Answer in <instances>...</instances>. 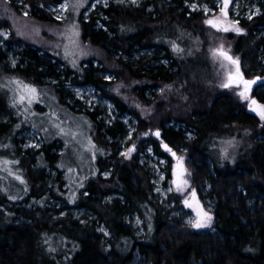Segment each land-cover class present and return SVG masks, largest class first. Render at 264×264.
<instances>
[{
  "label": "trees",
  "instance_id": "16d2710c",
  "mask_svg": "<svg viewBox=\"0 0 264 264\" xmlns=\"http://www.w3.org/2000/svg\"><path fill=\"white\" fill-rule=\"evenodd\" d=\"M28 1L32 5L35 0ZM182 1L154 0L150 2L153 9L148 12L144 6L110 4L103 9L106 31H96L91 23L79 19L78 23L82 38L105 50L106 62L120 66L114 77L133 85L135 95L145 99L146 84L170 88L169 95L165 93L167 100L158 104L157 127H163L162 121L169 119L183 122L193 130V135L185 137L176 132L169 136L168 130L163 129L165 141L170 138L174 143H183L190 157H208L212 162L209 196L215 204L214 226L220 237L207 231L190 232L177 223L169 215V208L165 209L152 195L147 174L136 160L117 155L115 142L106 137L107 133L114 135L113 126H106V132H102L92 116L96 143L111 150L108 163L99 159V169L110 164L112 171L108 178L90 180L87 189L99 194L117 193L123 203L118 199L114 203H94L85 195L76 206L93 209L110 236L93 225L61 215L60 207L12 204L3 209L2 204L11 198L0 194V264H128L136 252L153 264H264V208L253 217L245 205L247 197L255 193L264 198V119L249 111L230 90L219 86V75L214 73L210 55V36L212 31L217 35L218 30L202 23L200 13L187 12ZM239 24L243 31L227 36L233 41V53L240 57L241 72L245 79L264 78V66L258 58L264 49V36L256 32L258 26L264 25V10L250 19L242 18ZM138 47L163 50L164 56L171 59V66H147L143 57H132ZM116 50L127 57L114 58ZM78 68H69L74 83L93 84L119 109L137 117V111L116 91L112 79L93 75L91 67L79 64ZM101 69L110 70L107 66ZM256 94L264 106V93ZM4 106L0 101V109ZM138 124L139 129H145L142 120ZM12 125L0 123V131L6 130L4 136L12 133ZM220 139L233 141L225 157L214 144ZM153 143L157 152L167 155L154 140ZM49 148L45 147L40 162L53 163L54 154ZM19 158L30 183L25 200L31 195L40 196L46 189L53 190L46 185L49 179L41 167L35 170L29 166L38 157L32 154ZM191 167L195 175L199 174L197 165L192 163ZM128 212H136L142 218V239L137 237L135 227L125 221Z\"/></svg>",
  "mask_w": 264,
  "mask_h": 264
},
{
  "label": "rangeland",
  "instance_id": "374dc122",
  "mask_svg": "<svg viewBox=\"0 0 264 264\" xmlns=\"http://www.w3.org/2000/svg\"><path fill=\"white\" fill-rule=\"evenodd\" d=\"M152 1L50 0L44 3L35 0L31 5L28 0H0V101L5 104L0 109V123L13 124L10 135L4 136L6 130L0 131V194L11 198L1 208L12 204L60 207L61 215H68L80 224L93 225L97 231L110 236L107 226L93 209L86 205L76 206L85 195H89L94 203L98 200L101 203H114L116 199L120 204L123 203V198L117 193L99 194L87 189L90 180L96 182L98 178H108L112 171L110 164L99 169V159L103 158V163H108L111 150L96 143V120L102 132H106V126H113L114 135L107 133L106 137L115 142L117 155L136 160L138 167L147 174L152 195L165 209L169 208V215L177 223L190 232L207 231L220 237L214 226L215 204L209 196L212 162L208 157H190L183 143H174L170 138L165 141L163 129H167L168 135L172 136L176 132H181L185 137L193 135V130L183 122L169 119L162 121L163 127H157L158 104L167 100L166 95L170 93L167 89L170 88L146 84L143 88L145 99L140 98L132 92L133 85H126L114 77V72L120 66L113 61H105L106 51L81 36L78 19L91 23L96 31H106L102 22L105 18L103 9L110 4L128 8L144 6L148 12L153 9V4H150ZM62 5L65 7L62 8ZM182 6L189 13H200L202 23L212 20L216 25L207 24L218 30L217 35L212 31L210 36L213 37L210 55L215 66L214 73L219 75V86L224 87L228 83L229 72L236 77L237 67L239 75L245 79L240 69V57L233 53V41L227 34L238 32L233 25L243 31L240 20L250 19L262 12L264 0H229L226 16L221 12L224 0H183ZM225 27L229 30L224 31ZM256 32L264 36V25L258 26ZM217 49H222L237 64H232L223 56H214L213 50ZM112 56L127 57L119 50L114 51ZM132 57H143L147 66L160 63L171 66V59L164 56L163 50L155 47L135 48ZM258 58L264 66V49L260 50ZM79 64L91 67L93 75L112 79L116 83V91L137 111V117L128 110L119 109L113 101L102 96L93 84L74 83L69 68L78 70ZM102 66L110 70H102ZM25 84L35 88L36 92H27L23 88ZM225 88L246 107L251 105L249 101L252 97L259 101L256 92L264 93V83L261 82L247 88V99L239 95L245 89L242 82L237 83L234 79L231 86ZM21 95L25 96L23 101H20ZM259 106H262L260 101ZM92 116L95 117L94 121ZM139 120L145 123V129H139ZM153 140L167 155L155 150ZM163 143H169V149L163 148ZM232 143V140L220 139L214 144L221 156L225 157ZM47 145L50 146L49 152L54 154L52 164L39 160L40 156H44ZM171 149L175 151V157L168 154ZM32 154L38 158L29 166L32 169L40 166L43 175L49 179L46 185L53 190L46 189L40 196L31 195L25 200L30 183L19 156ZM177 158H182L183 179L187 181L186 186L182 185V190H177L174 183ZM192 163L199 167V174L195 175ZM238 189L245 193L240 186ZM245 205L249 215L254 217L264 208V198L255 193L247 197ZM124 219L135 227L137 237L142 239V218L136 212H128ZM196 219H200L204 226L193 227L192 222ZM128 264L153 263L136 252Z\"/></svg>",
  "mask_w": 264,
  "mask_h": 264
},
{
  "label": "snow or ice",
  "instance_id": "6c2138e0",
  "mask_svg": "<svg viewBox=\"0 0 264 264\" xmlns=\"http://www.w3.org/2000/svg\"><path fill=\"white\" fill-rule=\"evenodd\" d=\"M228 2H229V0H224V7L221 9V12H222L225 16H226V11H225V9H227V7H228ZM63 7H65V6L62 5V8H63ZM206 11H207V10H206ZM206 23H209V24H212L213 26H216L215 23H214L212 20L206 21ZM73 27H75V26H73ZM232 27L234 28V30H236V31H238V32L240 31V29L235 28L234 25H233ZM223 30H224V31H228L229 28L225 27ZM174 50H176V49H175V46H174ZM213 55H214V56H216V55L223 56L225 59H227L228 61H230L232 64H237V61H236V60H233V59H232L230 56H228L227 53L224 52L222 49L213 50ZM234 79H235V81H236L237 83L242 82V83L245 85V89H244L243 91H241V92L239 93V95H240L242 98L247 99V98H248L247 95H246V92H247V86L250 85V84H252L253 81H244L243 78L239 75V69H238V67H237V69H236V77L234 78L233 75H232V73L229 72L228 83H225L223 86H224V87H230ZM14 83H17V82L14 81ZM18 83H21V84H22V82H18ZM23 88H24L25 90H27V92L32 93V94H34V93L36 92V89H35V88H30V87H29L28 85H26V84L23 85ZM24 99H25V96H24V95H21V96H20V101H23ZM29 103H31V100H30V99H29ZM255 104H256V101H255V100H252V101H251V105H255ZM251 105H250V106H251ZM257 107L260 109L258 114L261 116V119H264V106H259V105H257ZM253 110H256V109H253ZM157 135H159V134L157 133ZM130 151H131V150H130ZM169 151H170V150H169ZM173 155H175V154L173 153ZM174 175L176 176V180L174 181V183H176L177 190H182V185H183V186H186V184H187V181L183 179L182 158H177V165H176V169H174ZM194 195H195V194L193 193V197H194ZM186 203H187V201H186ZM204 215L206 216V214H204ZM207 219L210 220L211 217H207ZM192 226L195 227V228H200V227H203L204 224L201 222L200 219H196L195 221L192 222Z\"/></svg>",
  "mask_w": 264,
  "mask_h": 264
},
{
  "label": "water",
  "instance_id": "95a60500",
  "mask_svg": "<svg viewBox=\"0 0 264 264\" xmlns=\"http://www.w3.org/2000/svg\"><path fill=\"white\" fill-rule=\"evenodd\" d=\"M244 81H253L252 84L248 85L247 88H250L252 87L253 84L255 83H258V82H261V83H264V78H260L259 76H255L254 78L252 79H244ZM243 84V83H242ZM252 100H255L256 101V104L255 105H252V106H248L247 109L251 112H254V113H259V108L257 107V105H259V101L258 99H256V97H252L249 101V103L251 104V101ZM253 109H256V110H253ZM163 148L167 149L168 148V145L166 143H163L162 144ZM173 153L175 154V151L174 150H170V154L173 155ZM175 157V155H173Z\"/></svg>",
  "mask_w": 264,
  "mask_h": 264
}]
</instances>
